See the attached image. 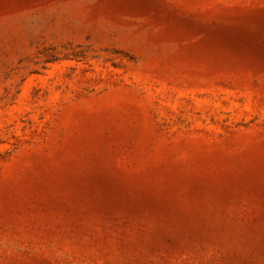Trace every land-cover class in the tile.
I'll return each instance as SVG.
<instances>
[{
    "label": "rangeland",
    "instance_id": "obj_1",
    "mask_svg": "<svg viewBox=\"0 0 264 264\" xmlns=\"http://www.w3.org/2000/svg\"><path fill=\"white\" fill-rule=\"evenodd\" d=\"M0 264H264V0H0Z\"/></svg>",
    "mask_w": 264,
    "mask_h": 264
}]
</instances>
